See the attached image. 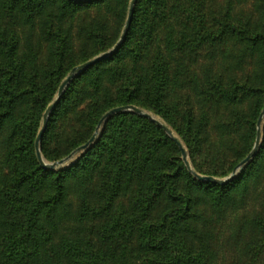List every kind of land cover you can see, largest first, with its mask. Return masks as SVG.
Wrapping results in <instances>:
<instances>
[{
    "label": "trees",
    "instance_id": "obj_1",
    "mask_svg": "<svg viewBox=\"0 0 264 264\" xmlns=\"http://www.w3.org/2000/svg\"><path fill=\"white\" fill-rule=\"evenodd\" d=\"M128 3L0 0V264H211L204 255L224 249L217 218L238 210L244 176L197 181L147 118L115 116L66 170L40 165L36 138L62 81L108 52L99 46L77 60L76 28L103 44L101 11L120 19ZM123 106L160 116L194 172L234 171L264 107V0H137L120 50L73 79L51 112L43 158L68 157ZM257 155L252 164L264 165V143ZM257 223L261 235L264 219ZM253 248L236 245L224 264H261L264 248Z\"/></svg>",
    "mask_w": 264,
    "mask_h": 264
},
{
    "label": "rangeland",
    "instance_id": "obj_2",
    "mask_svg": "<svg viewBox=\"0 0 264 264\" xmlns=\"http://www.w3.org/2000/svg\"><path fill=\"white\" fill-rule=\"evenodd\" d=\"M131 5H132V0H129L128 8H126V12L124 14V17L122 16L120 19H117L115 17L114 13L110 12L109 10L104 9V11H101V13H100L101 17L99 18V21L101 23L105 24V27H107V32L105 33L107 35V38L103 44H99V42L93 43L92 41L87 40L88 38L85 36V34L79 33L78 28H76L74 39L75 40H82V43L77 44L75 46V56L74 57L77 60L81 61L87 57L93 56L94 54L97 53L99 46H100V48L106 47L107 51L111 50L115 46V44L119 41V39H120V37L124 31L125 25L127 23L128 15H129V12L131 9ZM46 54H47V45L44 42L43 50L40 54L41 55V62H40L41 66H43L45 64L44 58L46 57ZM96 56H93L90 59H93ZM70 73L68 75H70ZM68 75L66 76V78L68 77ZM63 81H62V83H63ZM62 83H61V85H62ZM70 83H69V85H70ZM69 85L67 86V88L69 87ZM66 89H65V91H66ZM58 93H59V91H58ZM58 93L55 96L54 101L57 98ZM51 104L48 106V108L51 106ZM48 108H47V110H48ZM139 109L145 113L150 114L155 119L160 121L163 125H165L171 131L172 136L181 142L183 148L185 149V151L187 153V160H188V162L192 168V165L190 163V156L188 153V149L186 148V146L184 145V143L180 139V137L174 132V130L169 125H167V123L160 116H158V115H156V114H154V113H152L146 109H143V108H139ZM248 109H249V104H248ZM47 110H46V112H47ZM242 110L245 112V110L247 111V108L244 106L242 108ZM239 111H241V108ZM46 112H45V114H46ZM125 114H130V113H125ZM119 115H122V114H119ZM119 115H115V116H119ZM115 116L109 118L108 120H106L101 125V127L98 130L96 139L100 136V134L102 133L106 124L110 120H112ZM260 117H261V115H260ZM260 117L258 118L257 125H256V134L258 135V131H259L260 132V138H259V141L257 143V135H256L255 141L252 144V148H251V151L249 153V155H250L252 152H254V155L250 161H248L245 165L242 166V168L240 170H238L237 177H236V178H239L242 175L244 176V181L247 184V188L245 190L246 193L244 192L243 202H242V199L240 201L241 205L238 203V207H239L238 210H235V212H231L229 210V211L219 215L218 216L219 219L217 218V220L219 222L217 224V226L219 227L218 232L220 230L222 232V236H220V244H222L224 249H222V251H220L221 254L219 256H211V254L204 255L205 257L208 258V260H210L209 263L211 262V264H224L226 261H229V262L233 261L235 259V257L231 254V250L233 251L234 247L236 245H238V247L240 249H244L245 247H248V245L250 248L254 247L253 248L254 250L262 251L261 249L264 248V231H263V229H260V231L262 233H261V235H260V233L258 235V232L256 231L257 229L254 228L258 225L257 221H259V219H264V165L260 166L261 163H259V165H256L257 163L252 164V161L255 159V157L258 156L257 154L259 153V151H260V149L264 143L263 142V140H264V117L262 118L261 125L258 128V122L260 120ZM42 140H43V138H42ZM234 141H236V140H234ZM41 143H42V141H41ZM41 143H40V152L42 149ZM91 146H90V148H91ZM87 151L88 150L77 154L73 158L72 161L68 162L67 164H65L61 167L56 168L53 171H63V170L70 168L81 157V155L85 154ZM228 155H230L229 151H228ZM41 156H42V154H41ZM42 158H43V156H42ZM43 160L46 163H54V162L46 161L44 158H43ZM180 160L183 162L181 152H180ZM56 162H58V161H56ZM219 163H220L219 165H221V162H219ZM183 164H184V162H183ZM217 169L219 170L220 167L218 166ZM234 171H232L230 174H228L224 177H218V178L219 179H225V178L229 177ZM253 171H255L257 174V176L254 180H252V178L255 175V174H252ZM200 175H202V174H200ZM202 176H207V175H202ZM249 176L251 178L250 180H249ZM246 178H247V180H246ZM240 228L244 229V232L242 233L241 236L238 233ZM209 231L211 233L215 234L216 233L215 226L213 225L211 227V229L208 230V233H209ZM233 234H235V236H233ZM207 238H208V234H207ZM220 250H221V248H220ZM260 262H261V264H264V257L260 258Z\"/></svg>",
    "mask_w": 264,
    "mask_h": 264
},
{
    "label": "water",
    "instance_id": "obj_3",
    "mask_svg": "<svg viewBox=\"0 0 264 264\" xmlns=\"http://www.w3.org/2000/svg\"><path fill=\"white\" fill-rule=\"evenodd\" d=\"M73 3H89L92 0H69ZM137 0H132V5H131V9L128 15V19H127V23L125 25L124 31L119 39V41L116 43V45L113 47V49H111L108 52L102 53L98 56H96L95 58H93L92 60L74 68L72 70V72L70 73V75H68V77L63 81L58 96L55 99V101L51 104V106L48 108L46 114L44 115V123L43 126L41 128V130L38 133V136L36 138V153H37V157L39 159L40 165L42 168L44 169H50V170H55L58 167H61L65 164H67L68 162L72 161L73 158L79 154L82 153L86 150H88L90 148V146L93 144V142L96 140L97 137V133L99 128L101 127V125L108 120L109 118L115 116V115H119V114H125V113H133L142 117H145L147 119H149L150 121H152L153 123H155L157 126H159L161 129H163L165 131V133L176 143V145L178 146L181 155H182V160L187 168V170L194 176V178L196 180H198L199 182L202 183H211V184H216V185H220V186H224L227 185L229 183H231L232 181H234L237 177V173L238 170H240L242 168L243 165H245L248 161H250L254 155V152H252L244 161H242L237 168L235 169V171L227 178L225 179H219L216 177H212V176H202L196 172L193 171V169L191 168L188 160H187V153L185 151V149L183 148L181 142L176 139L175 137L172 136L171 131L165 126L163 125L160 121H158L157 119L153 118L150 114L143 112L142 110H140L137 107L134 106H123V107H118V108H114L110 111H108L100 120L96 132L95 134L92 136V138L85 144L82 145L80 147H78L76 150H74L68 157L58 161V162H54V163H46L44 162L42 156H41V152H40V143L42 141L43 135L45 133L46 127H47V121L48 118L51 114V112L53 111V109L55 108V106L58 104L60 98L62 97L63 93L65 92V89L67 88V86L69 85V83L75 79L77 76L81 75L82 73L86 72L87 70L93 68L96 64H98L99 62L108 59L109 57L113 56L114 54H116L121 46L123 45V43L125 42V39L127 37L131 22H132V17H133V13H134V7L136 4ZM264 117V107H263V111L261 113V117L260 120L258 122V128L261 125V121L262 118ZM260 138V132L258 131V135H257V143L259 141Z\"/></svg>",
    "mask_w": 264,
    "mask_h": 264
},
{
    "label": "bare ground",
    "instance_id": "obj_4",
    "mask_svg": "<svg viewBox=\"0 0 264 264\" xmlns=\"http://www.w3.org/2000/svg\"><path fill=\"white\" fill-rule=\"evenodd\" d=\"M153 117V116H152ZM154 118V117H153Z\"/></svg>",
    "mask_w": 264,
    "mask_h": 264
}]
</instances>
